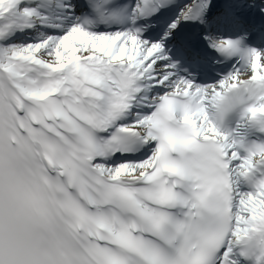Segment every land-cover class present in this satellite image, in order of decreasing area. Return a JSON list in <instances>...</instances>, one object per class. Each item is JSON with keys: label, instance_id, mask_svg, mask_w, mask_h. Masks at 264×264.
I'll use <instances>...</instances> for the list:
<instances>
[{"label": "snow or ice", "instance_id": "1", "mask_svg": "<svg viewBox=\"0 0 264 264\" xmlns=\"http://www.w3.org/2000/svg\"><path fill=\"white\" fill-rule=\"evenodd\" d=\"M262 61L264 0H0V264H264Z\"/></svg>", "mask_w": 264, "mask_h": 264}]
</instances>
